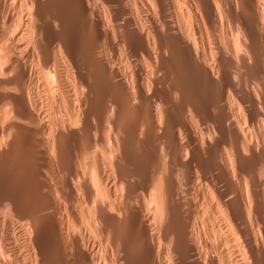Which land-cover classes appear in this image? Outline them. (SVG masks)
Masks as SVG:
<instances>
[{
  "label": "bare ground",
  "instance_id": "obj_1",
  "mask_svg": "<svg viewBox=\"0 0 264 264\" xmlns=\"http://www.w3.org/2000/svg\"><path fill=\"white\" fill-rule=\"evenodd\" d=\"M66 1L85 74L56 0H0V264H264V0Z\"/></svg>",
  "mask_w": 264,
  "mask_h": 264
},
{
  "label": "rangeland",
  "instance_id": "obj_2",
  "mask_svg": "<svg viewBox=\"0 0 264 264\" xmlns=\"http://www.w3.org/2000/svg\"><path fill=\"white\" fill-rule=\"evenodd\" d=\"M57 1H59V0H56V2L55 3H57ZM100 2V0H96V2ZM135 1H137V0H135ZM92 4H93V2H91ZM90 3V4H91ZM66 4H67V1L66 0H61L60 2H58L57 3V7L55 8V7H50L49 9H51V12L53 13H51V12H49V11H47V24H49V27H50V30L51 31H54V32H57L58 30V32H60V31H62L61 29H62V27H61V23H56V21H60V22H64V23H67L66 25H69V26H66L67 27V29H66V31H63V35H65V38H66V36H67V41H69V43L71 42V44L73 45V46H71V48H77V51H73V52H75L74 54H76V52H77V56L76 55H74L73 54V58H74V61H75V59H77V64L79 65H81L82 66V63L84 64V62L86 63L87 61H88V54L87 53H85L86 52V50H85V44H86V39L85 38H87V36H86V26H84L85 25V23H84V21L81 19V16L79 15V12H77V10H75V8H71V7H69L68 6V4H67V6H66ZM91 4V5H92ZM137 5H139L140 6V4H138L137 3ZM61 6H62V8H61ZM139 6H137L136 7V9H139L138 7ZM53 8H54V11H56V10H60L59 8H61V9H63V8H66V9H63V10H61L62 12H60V11H56V12H54L53 11ZM70 8V9H69ZM66 10V11H65ZM70 10V11H69ZM74 12H73V11ZM72 12V13H71ZM60 13V14H63V15H61L60 16V14L58 15V14ZM66 13V14H65ZM74 13H75V15H74ZM77 14H78V16H77ZM53 15H56V16H53ZM63 16V17H62ZM68 16V17H67ZM74 18H73V17ZM77 16V17H76ZM58 19H56V18ZM80 17V18H79ZM49 18V19H48ZM54 18L56 19V21L54 20ZM64 19V21L63 20H61V19ZM65 18L67 19V22H65L66 20H65ZM77 18H78V20H77ZM53 19V20H52ZM49 20V21H48ZM77 20V21H76ZM81 20V21H80ZM53 21V22H52ZM50 22V23H49ZM81 22H83V24L81 23ZM53 23V24H52ZM59 24V26L61 27H59V26H57ZM74 24H75V27L77 28V26H78V28L76 29L75 27H73L74 26ZM77 24V25H76ZM71 26V27H70ZM56 27V28H55ZM81 27V28H80ZM74 28H75V30H74ZM80 28V29H79ZM55 29V30H54ZM64 29V28H63ZM70 30V31H69ZM69 31V32H68ZM76 31H78V32H76ZM83 32V33H82ZM79 33V34H78ZM76 34V35H75ZM79 35V36H78ZM86 36V37H85ZM72 39L71 41H70V39ZM82 37V38H81ZM84 39H85V41H84ZM72 41H74V42H72ZM115 41V42H114ZM113 41V49L112 50H105L104 51V55H106L107 57H109V58H111L112 59V61L114 60V62L115 63H118V60L121 58V56L122 57H124L123 59L121 58L120 60L122 61V62H124V63H126L127 61H129L130 62V64L131 65H133L134 63L136 64L137 63V61L138 60H140V58H141V60L143 59V57H144V54H143V52H141L140 50H138L139 49V47L137 48V47H134L133 49L132 48H128L127 46H123V44L120 42V40L118 41V39H116V40H114ZM116 42H118V43H116ZM76 44H77V46H76ZM121 44V45H120ZM100 46H101V44H100ZM102 47V46H101ZM114 48H115V50H114ZM120 49V50H119ZM73 50V49H72ZM75 50V49H74ZM83 50V51H82ZM102 50V49H101ZM113 51V52H112ZM122 51V52H121ZM110 52V53H109ZM86 55H85V54ZM103 53V52H102ZM118 53V54H117ZM127 56H126V55ZM78 55H80V59H79V56ZM108 55H110V56H108ZM119 57H118V56ZM85 57V58H84ZM113 57V58H112ZM119 58V59H118ZM128 58V60L126 61V59ZM131 58H133V60L130 59ZM79 60H81V61H79ZM83 60V61H82ZM87 60V61H86ZM119 60V61H120ZM136 60V61H135ZM140 60V61H141ZM120 61V62H121ZM140 61H138V63L137 64H139V62ZM76 62V61H75ZM128 62V63H129ZM134 64V65H135ZM79 65V66H80ZM85 65V66H84ZM82 67L80 66V68H81V72H83L84 74H85V72L86 71H89V72H91V70L90 69H86V67H87V64H84ZM84 70V71H83ZM88 72V74H90ZM82 73V74H83ZM83 74V75H84ZM85 77L87 76V73H86V75H84ZM97 89V88H96ZM95 90V89H94ZM97 90H99V88L97 89ZM133 149H135V148H133ZM135 151H136V149H135ZM133 152H134V150H133ZM137 153V151L135 152V153H131L130 152V156H131V154H133L134 155V157H136L137 155H138V153ZM9 154H11V153H9ZM8 154V155H9ZM133 155H132V158H134L133 157ZM137 159V160H136ZM138 159H139V155H138V158L136 157V158H134L133 159V161L134 160H136V161H134V162H137L138 161ZM6 169V167H0V177H1V175H2V177H6V175L8 174V172H7V169ZM11 177V176H10ZM27 185V186H26ZM1 186H2V192H5V194L3 193V198H2V200L0 199V220H1V223H3V224H5V225H3V226H5V227H3V229L5 230V229H7L8 227H7V221H8V219H10V218H12L13 216H9L10 214L11 215H13V208L9 211V209L11 208V207H14V206H16V207H14V208H19L21 211H24V209H25V211H28L29 209L31 210V207H33V205H32V203L29 201V203H28V201L26 200H24V201H21V200H19V199H15L17 196L19 197V195L21 194V191H25V190H29L30 189V186L31 185H28L27 183L26 184H24L23 185V187L21 186L20 187V189H18V188H16V186H14L13 184H1ZM4 186V187H3ZM27 188H26V187ZM9 187V188H8ZM21 188H22V190H21ZM7 189V190H6ZM18 189V190H17ZM150 187L148 188V190L146 189V190H143V191H140V192H137V194H138V196H139V198L142 196L143 198L144 197H146L145 199L147 200L148 199V196H149V191H150ZM12 190V191H11ZM16 190V191H15ZM7 191V192H6ZM15 191V192H14ZM20 191V192H19ZM139 191V190H138ZM143 192V193H142ZM16 195H15V194ZM141 193V194H140ZM12 194H13V196H12ZM146 196H145V195ZM148 194V195H147ZM185 195V197L186 198H189L190 196H188V194L186 195V194H184ZM78 197H79V199L81 198H83L82 196H81V194H79L78 195ZM9 201H8V200ZM15 199V200H14ZM2 201V202H1ZM4 202V203H3ZM8 203V204H7ZM28 203V204H27ZM12 204V205H11ZM15 204V205H14ZM6 205V206H5ZM10 206V207H9ZM7 207V208H6ZM5 208V209H4ZM9 208V209H8ZM36 208H38V206L36 207ZM45 207L44 206H42V207H39V209H44ZM7 209V210H6ZM2 210V211H1ZM29 210V211H30ZM187 210V211H186ZM186 212H187V216H190V217H192V216H194V214L193 213H189V211H188V207L186 208ZM10 212V213H8V212ZM203 211H204V209H203ZM5 213V214H4ZM7 213V214H6ZM204 213V212H203ZM2 214H3V216H2ZM8 216L7 218H4V219H1L2 217H4V216ZM10 217V218H9ZM13 219V218H12ZM3 220V221H2ZM2 225H0V227H2ZM43 233H44V235H45V233H46V230H44L43 231ZM44 239V238H43ZM20 241H22V239L20 238V240L18 241L19 243L17 244V245H19V246H17V247H19V249L17 250H15L14 249V251L13 252H15V253H17L16 255L15 254H12L13 255V257H16L18 254H19V251H20V249H24V250H22L24 253H22V254H20V255H23V257H24V261L26 262V263H29L30 261V263H32L33 264V260H35V258H34V255L31 253L32 252V249L30 248V247H28V249L25 247V246H23L22 247V245H24V243H21ZM52 243V240L50 239V238H47V239H44V241H43V246H44V250L45 251H47L46 252V255H47V253L49 252V255H47L46 257H45V259H47V258H49L48 260H49V262H50V260H51V258H53V260L56 258L55 257V247H54V245H53V243ZM25 247V248H24ZM51 249H50V248ZM13 248H11V250H12ZM29 250V251H28ZM31 250V251H30ZM55 250V251H54ZM30 253V254H29ZM57 253V252H56ZM26 254V255H25ZM59 254H61L60 252L59 253H57V258L58 257H60L61 258V256H59ZM31 257V258H34V259H31L29 256ZM62 255V254H61ZM64 255V254H63ZM62 255V257L64 258L65 256H63ZM19 257V256H18ZM25 257H29L30 259H28L29 260V262H28V260H27V258L25 259ZM68 256H67V254H66V260H68V262L67 263H69V258H67ZM0 258L1 259H3V257H1L0 256ZM62 258V259H63ZM36 259H37V256H36ZM65 259H63V261L66 263V261H65ZM14 260V261H13ZM20 259H18V258H13V259H11V264H15L17 261H18V263L20 262L19 261ZM22 260V259H21ZM21 261L19 264H21V263H23V264H26L24 261ZM38 260H39V257H38ZM47 260V261H48ZM52 260V261H53ZM2 261H4V260H2ZM1 260H0V262L1 263H3ZM14 262V263H13ZM18 263H16V264H18ZM29 263V264H30ZM66 263V264H67ZM5 264H8V262L7 263H5ZM10 264V263H9Z\"/></svg>",
  "mask_w": 264,
  "mask_h": 264
}]
</instances>
